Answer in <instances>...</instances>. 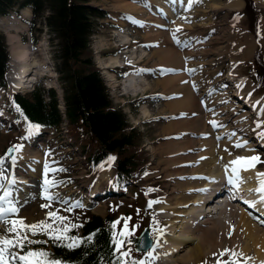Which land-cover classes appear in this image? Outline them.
I'll use <instances>...</instances> for the list:
<instances>
[{"label":"rangeland","instance_id":"obj_1","mask_svg":"<svg viewBox=\"0 0 264 264\" xmlns=\"http://www.w3.org/2000/svg\"><path fill=\"white\" fill-rule=\"evenodd\" d=\"M139 1L144 2V0H93L92 1L91 3L92 5L101 7L105 11L108 10L111 19L101 21L102 25L100 26V31L93 36L92 39L93 49L91 48V51L94 50L95 52L92 57L94 59V62H96V64L102 68L101 72L103 73V76H105V81L109 86L110 94L114 98L113 99L114 105L117 106L118 108L122 107L127 112L130 118V122L133 125L140 127L142 130L143 137L137 141V146L136 148H134L137 149L136 150L138 152L137 156L139 158V163L137 164L135 171H138L142 166L148 164L147 169L145 171H142L141 177L138 176L137 178L127 179L126 182L120 183V185H118L117 187L119 189L118 190L119 197H117L118 195H116V197L113 198V202L115 206H118V211L123 208L122 211H124L125 213V216L122 217L119 226L121 227L123 226L124 217H131L129 219V227L135 228L136 231L134 234H139L142 226L145 224L146 225L149 224L153 232L158 227L166 225L167 231L163 235H167L169 237V234H171V232L172 234H174L176 233V231L174 232L173 231L174 229L172 227H171L172 231L169 229L170 225L168 226L167 224L168 222L165 221L164 217L162 216L163 215L161 210L162 208L157 204V202L162 197H165L167 195V191L171 189L173 182V180L170 179V177L168 176L169 170L165 169L166 164L163 161L164 159H167V157H171L172 155L169 153L167 154V152L165 153V151L167 150L166 146L168 141H170L173 138H180V134L184 136V134L187 132L184 130H182L183 132H180L179 130L173 129L171 126L172 121L180 120L181 118L185 119V121H187L188 119L192 121V119L197 117V113L199 114L201 103L204 104V105L202 104L201 106L204 108V110L201 109L202 114L207 113L209 115L208 112L211 110H208L209 109L208 104H210L211 105L210 107H213V109H216V107L212 104V101H210L209 99L206 100L207 95L202 94L204 91H201L200 89V88L202 89L207 88L208 85L201 86L200 85L201 83L210 82L209 86L212 84V87L213 88L215 87L216 90L218 89L219 91V92L218 91L215 92L217 93L221 92L220 94L224 93L225 98L234 101V103H237V105L241 103L235 102L236 99L232 98V96L235 97V95L233 94L237 90L239 89L245 90L242 96L245 99H246L245 96H248L247 97L248 99L251 97L252 99H254V101H257L260 95L264 96V90L260 92V88L258 87L256 88L253 85L255 81L252 78V72H253L251 68L252 53L249 54L248 56L241 57L237 54L238 53L237 50H235L238 48L234 47L242 43L247 37H250L252 39L253 46L254 43L256 45V39L254 34L251 32H247V25L251 26L253 23L254 17L252 13L247 14V12L245 11V6L242 8L244 9L243 11L242 9L241 10L238 9L236 11L235 9L225 6L224 3H227V0H194V3L192 4L191 8H189L187 4V6L184 9L178 10L176 15L178 16L177 20L176 19L171 20L172 18H169L168 21L170 20L171 21L167 22V25L164 26V27H168L169 25L168 28H162V29L159 28V30L155 31L154 34L155 36L160 37L161 40L163 41L162 47H166V46L171 48L175 47L182 53L183 58L192 57V59L189 60L190 62L189 65L193 68H196L198 74L197 76H195V74L192 75V73H189L191 75L190 76L188 72L186 73V71L184 72L177 71L171 73V74L183 73L180 74L182 76L180 79V85H185L186 88H182V93H186L190 89L191 90L193 89V91L196 92L197 87L194 88L193 82H195L196 80H199L200 82L196 84L197 86H199L198 88L200 90L196 92L198 93V95L195 96L196 104L198 107H196L195 110L192 112L189 111L188 108L187 110H181L177 113L176 111L175 112L172 111L173 110L172 108L174 106L172 105L173 102H171V100L177 99L179 96L182 95V93L177 88L179 87L178 86L179 82L175 84V87L178 91L171 90L169 85L165 84V77L170 73H167V75L161 73L160 68L163 65H161V63L159 62V57L154 56L155 46L148 44L149 41H146V35L153 32L146 31L144 27H141V25L138 23V21H141L140 19H136L133 16L129 17L128 15L125 18L123 15V13L127 11L132 13V11L128 10V8L126 7L128 6V4H132L134 2H139ZM255 1L257 2V4L264 7V0H255ZM241 3L243 5V0L241 1ZM147 5L150 6L148 3ZM239 11H241L239 13L240 16L236 17L235 12H239ZM29 13L30 14H28L26 10H23L21 12L22 20L17 18L19 16L13 14L11 16L4 18V21L3 20L0 21V23L1 22H4L5 24L8 23V25L5 27L6 32H4L3 34L5 36L6 50L8 57L5 66L6 67L5 74L7 72H10L9 70L10 67L12 66L11 64L12 51L16 49L15 45L17 43L23 42V44L29 45L31 49L35 51L36 54L35 56H37L38 62L41 63L42 62L41 60H43L44 63V64L42 63L43 70L39 69L40 72H37L36 69L39 68L37 67L33 72H31L32 74L29 75V77L30 76L32 77L31 82H33V80H36L37 83H35L34 85L38 83H42L45 86H53L56 91H59L60 87L57 82L56 71L54 70L53 63L51 64L49 62L50 57L48 52L50 49V44L49 41L47 40L48 34L46 32L45 33L41 32V30L39 29L40 25H38V23L32 25L34 16L31 13V11ZM154 17L160 19L159 16H154ZM174 23H177V25L181 27L177 29L176 28L177 25H174ZM263 25H264V17L262 18L261 21L260 38L258 39V41H260L264 45ZM16 26L19 27V30L21 29L22 31L16 30L15 28ZM121 26L124 28V33H126L131 38H134L135 43L138 42L139 44L137 45L140 46V49H135L134 51L132 49L130 50L128 54L129 55L128 59H132L133 62L140 61L139 66L144 69L154 70L151 72L144 71L141 75L138 74L136 85H133V83H129V82L127 83L128 85H126L125 80H123L118 76L119 73H116L114 70L111 69L115 65L125 62V58H126L125 53L123 52L120 53L118 47L123 46L121 45L122 43L130 41L129 37L124 36L122 34V31L118 29V27ZM174 31L179 36L181 43L176 42V39L173 36ZM34 37H37L40 40V42L41 40H44L46 45L45 49H39V46L37 50L34 49L33 45L30 44L31 40H33ZM130 45L135 46L134 41H132V44ZM217 46L221 47V49H219V52L217 53L219 54L218 57L219 61L214 65V63L211 62L212 61L211 57H213V53L210 52L215 51ZM144 47L147 48L148 51L147 54L142 50L144 49ZM116 58L119 59V62L118 61L116 62ZM46 60H48V62H45ZM127 61L128 60H126V63ZM165 66L168 67L167 65H164V67ZM196 66H200V67L197 68ZM230 67L232 70L231 73L229 71ZM174 68L185 69L186 66L184 67L182 64H180ZM227 72L230 73V76L226 75ZM201 74H203L202 78L199 77ZM241 76L245 77L242 83L240 82L242 80ZM191 79H192L191 81L192 88L190 87ZM10 87L11 89L14 88L10 86L8 82V87L0 88V110L4 111L3 112L4 117L8 121V123H6V121H3L5 122V124L0 126V155H3L5 153L4 148L8 144L12 142L24 141L21 140V136L25 131L24 123L22 120H19L14 115L15 108L13 107V102L11 101V93L9 91ZM26 91L28 90H25L24 92ZM160 93L164 95H157ZM174 93H179L180 95H173ZM136 99H139L142 103H144L142 106L139 107L138 111H134L133 106L130 103L131 101H135ZM258 103L260 104V106H263L261 102L258 101ZM59 106L62 107L61 101L59 102ZM243 107L244 106L241 104L239 108V113L246 111V109L244 110ZM145 109H148V111H150L151 114L147 115L145 113ZM248 112L250 116L253 115L251 113L252 112L251 110L250 111L248 110ZM255 112L260 113L261 109L256 108ZM3 114H0L2 115L0 118H4ZM249 114H248V119L251 120L254 119V118H250ZM215 115L216 114H214L213 116ZM148 116H150V118H146ZM256 118H258L259 120H264V118H262L261 115H257ZM227 123L224 124L225 126L223 125L224 127L222 125L214 126L213 124H211L210 126L208 121L209 130L199 131L201 134H199L198 132V134L196 135L193 134L191 135V137L200 140L216 137L217 138L216 140L219 141V143H225L228 141L235 140L237 138L236 134L218 135V133L228 125ZM186 124H189V122ZM263 125L264 124L258 125L259 131L264 130ZM213 134L216 135L213 136ZM244 135L245 134H242L243 137H245ZM247 135H250V137L257 136L256 134H248V132ZM39 136L44 138L42 143L41 141L35 143L32 139H29L28 140L29 146L27 144V146L23 148L22 151L19 152L20 154L19 156H21L22 154L25 153L26 150L30 151L31 149H35V150L37 149L38 153L36 154V156L38 157L42 156L41 159L42 161L29 159L34 163H36V167L34 168L30 166L31 161L30 163L27 162L28 159H25L23 161V164L27 163V168H25L23 164L19 165V170L23 168V170H20L21 173H23L26 170L28 174L32 176L35 175V177H31V176L26 177L23 174L25 178H28V181L20 182L21 180H19L20 183L18 182L16 185H13V187L18 190L19 198L22 196L21 194H25L27 195L26 200L32 202V203L28 202L30 204L27 206L20 205V211L15 215L19 216L20 214V217H24L26 223H32L34 221H38L40 219L45 218L46 213L50 210H58L62 215L69 216L74 221H84V219L90 213L106 216V214L109 211V203H110L109 200L111 199L105 201L100 199L98 202L86 205V207L84 206L81 207L79 204H77L70 212L67 209L71 204V202L76 200L77 198H78L77 200L82 201L83 200L82 195H86L88 197L89 196L87 194L88 191L103 190L104 188L111 186L112 183H115L117 176L114 167L115 162H112V166L110 168L109 167L97 168L96 165L98 164L93 165L92 163L87 162L85 160L84 152L79 151L77 147H74V145L71 144V140L68 139L66 134H61L60 137H57L55 134H51V132L47 131ZM78 136H79L78 138H80L81 135L78 133ZM243 137H241V139H243ZM251 140L252 139H249L250 142ZM26 141L27 139H25L24 142ZM180 142L184 143L183 140H181ZM204 148L205 147L200 148L197 151V153H201V152L204 153V151L206 150ZM48 149H51L52 151L48 152ZM243 150L249 151L248 154L249 153L251 154L250 148L248 149L244 148ZM194 153L196 152H189L188 154L192 155ZM236 153L239 152L236 151ZM244 153L245 152H242L240 156H244ZM263 153L264 152L260 153L262 157L260 163L262 164L257 165V168L259 170H264ZM7 159H9L8 161H10V158L6 157V164H5L6 173H10L11 171L12 174L15 171L14 168L8 166L9 163ZM46 162L48 163L49 169H57L54 172L49 171L48 173L49 177H55L64 181L63 183H60L58 186H56L53 189V191H55V189L56 190L59 189V191H55V192L60 193L65 198H70L64 200L63 203L58 202L56 200L49 201L45 199L46 197L43 195L44 189L42 187V184H43V177L45 174L44 169ZM31 165L33 166V164ZM57 165H62L63 169L62 170L58 169ZM51 166L53 167L50 168ZM255 166H253V168H255ZM32 169L34 171L33 173H32ZM19 176H17V178H19ZM150 186L153 190L147 191V189ZM255 194L259 195V193L257 194V192H255ZM123 196L127 198H122ZM150 199L153 200L154 202L149 206L148 201ZM82 203L83 205H85L84 201H82ZM44 204H48L49 207L44 208L43 207ZM128 204H134L135 208L132 206H128ZM235 204L237 205L238 208L240 209L243 208L241 202L236 201ZM189 206L187 208L188 211L193 212L195 209L194 205L191 204V207ZM203 209H201V211H203ZM134 210H136L135 214L132 213L134 212ZM197 212H200V208L197 210ZM153 214H155V217L157 218V220H159L160 222L159 225L153 222L152 220ZM210 217H212V215ZM230 218H228L229 221H232L233 219ZM48 219L51 220L52 218L48 217ZM3 222L4 221H0V224H2ZM3 225H0V228H4L6 230V228L9 227L8 222L6 226ZM80 228L72 229L71 233L75 234L74 230L77 231L80 230ZM4 229L0 231L6 232ZM78 234L80 235V232H78ZM0 235L10 236V234H0ZM176 235L179 237L182 235L190 236L191 239H193V242H191V244L188 246L187 249L181 252V255L188 252L190 248L193 246V244H195L199 240V233H197L194 230H187V231L185 230L183 232V229H179L177 230ZM28 236L30 239L34 241L39 240L41 238L44 239L46 243L52 244L51 237H48L46 233H31L30 231H28ZM167 243L170 244L171 241ZM16 250L18 251V248ZM146 252H144V254ZM211 254L210 253H208V255L203 254L204 256H202L200 259L201 260L203 259L202 261H206V264L209 263L214 264L213 261H215L216 259L212 261L210 259V257L212 256ZM132 255H133V250H132ZM156 256L158 257V253ZM143 257L144 255L141 256V258ZM173 258H177V256L172 257V259L170 258L171 262L175 261V259L173 260ZM221 258L227 259L225 257H221ZM179 264H184V263H180L179 261Z\"/></svg>","mask_w":264,"mask_h":264},{"label":"bare ground","instance_id":"obj_2","mask_svg":"<svg viewBox=\"0 0 264 264\" xmlns=\"http://www.w3.org/2000/svg\"><path fill=\"white\" fill-rule=\"evenodd\" d=\"M241 1L242 0H227V3H224V5L236 9L242 6ZM145 2H147L150 6H148ZM186 6L187 0H144V2H134L126 6L128 10L132 11V13H134L136 17L144 22L142 24V27H144L146 31L153 32L149 34L147 33L148 35H146V41H149L148 44L155 46L154 56L159 57V62L163 66L167 65L168 67L170 66L174 68L182 64L184 67H191L189 65V60H186L185 57L183 58L182 53L177 48H171L168 46L162 47L163 41L160 37L154 35L155 31H158L159 28L162 29L169 27V25L168 27H161V25L166 26L167 22L175 19L177 20L178 16L176 15L178 10L184 9ZM25 10L28 14H30V9L26 8ZM154 16H159L160 19ZM169 18L172 19L168 21ZM155 25L159 26L155 27ZM174 25H177V23H174ZM15 28L18 31H22L21 29L19 30V27L17 26ZM39 45V49H45L46 45L44 40H41V43ZM15 46L16 49L12 51V66L10 67V72L7 73V80L12 87H24L25 85H27V82L29 80L31 81L32 79L31 76L29 77V75L32 74L31 72H33L37 67H39L38 69H36L37 72H40L39 69L43 70L44 63L43 60H41V63L38 62V58L37 56H35V51H33L29 45L20 42ZM236 48H238L235 50H237V54L239 56H248L253 48L252 39L250 37H247L242 43L238 44ZM219 49H221V47L217 46L215 51L210 52L213 53L211 62H213L214 65L219 61V54H217L219 52ZM142 50L146 54L148 53L147 48L144 47V49ZM117 61L119 62L118 58H116V62ZM45 62H48V60H46ZM169 73L170 74L168 75L166 74L167 76L165 77V84H168L171 90L178 91L175 87V84L179 82V87L177 88L182 93V88H186L185 85H180V79L182 77L180 74L183 73ZM194 74L195 76L198 75L197 70L192 73V75ZM136 80L137 77H135V75L133 74L130 76L129 83H133V85H136ZM195 83L197 84L200 82L199 80H196ZM201 91H204L202 94L207 95V99L212 101V104L216 107V109H213V107H210L211 105L207 103L209 109H213L211 111L212 116L208 117L209 115L207 113L202 114L201 109L204 110V108L201 107L203 104L201 103L199 109L200 112L199 114L197 113V117L192 119V121L189 119L185 121V119L183 118H181L180 120L172 121L171 126L173 129L179 130L180 132H183L182 130L187 132L184 134V136L180 134V138H173L167 143V150L165 151V153L167 152V154L169 153L172 155L171 157H167V159H164L163 162L166 164L165 169L169 170L168 176L173 180V182L171 189L167 191V195L165 197H162L157 202V204L162 208V216L164 217L165 221L168 222V226L170 225V230L171 227L174 229V232L176 231V233L179 229H183V232L185 230H194L199 233V240L198 242L193 244L190 250L188 249V252L181 255V252L188 248L191 242H193V239H191L190 236L182 235L183 237H179L176 235V233L172 234L171 232V234H169V237L167 235L159 237L158 243L156 240L154 241L153 244H156L154 251L158 253V257H160L162 261V263L160 262L161 264H179V261L180 263L184 264H201L200 258L205 254L208 255V253L211 254L213 252L217 253V257H210V259L213 261L214 259L221 258L219 257L221 249L228 247L230 249L243 251L245 255L249 257L248 264H260L261 261H264V225L259 222L264 218L263 209L258 211L257 216H253L252 211L249 209L239 210L233 205V203L239 200V198L238 196H233L232 199L230 198L231 200L227 198L224 203H221V208H219L217 212H214L213 209L209 208V211H201V209H203L202 203H204L208 199L207 194L209 195L211 193L220 191H223V193L226 192L225 188L227 181L224 165L229 163V161L233 160L236 156H240L242 152H245L244 156H251L257 153L258 146L263 148V139H260L258 142H254L252 141L254 136L250 137V135H247V132L248 134H256L259 132L258 124L256 123V121L259 119L256 118L257 116L252 120L248 119L249 112L247 110L239 113L241 104L237 105V103H234V101L225 98L223 94L215 92L217 90L215 87H212V84L210 86L208 85L207 88L201 89ZM196 95H198V93L194 92L193 89H190L186 93H182V95L177 99H172L171 102H173L172 105L174 106L172 108V111H176L177 113L181 110H187V108L191 112L194 111L195 108L198 107L196 104ZM261 107L264 108V105ZM255 109L256 106L252 104L251 111H255ZM145 113L147 115L151 114L148 109H145ZM214 114L216 115L213 116ZM260 115L262 118H264L263 109H261ZM1 116L2 115H0V117ZM213 119L217 120L219 124H224L230 121L227 123L228 125L218 133V135L236 134L238 138L231 142L228 141L225 143H219V141L216 140V137L201 140L191 137V135L193 134H198L199 131L209 130L208 121L210 123V121ZM188 122L189 124H186ZM241 131H243L242 133L245 132V137H243V139L239 138L240 136H242ZM199 134L201 133L199 132ZM214 135L216 134H213V136ZM249 139H252L251 142L249 141ZM181 140H183L184 143L180 142ZM243 140L248 141V143L244 144V147L241 146V153L239 155H236L233 151L235 149H239V147L236 146V141ZM202 147H205L204 149H206L204 153H197V151ZM244 148H250L251 154H248L249 151H244ZM189 152L196 153L191 155L188 154ZM37 153V149H31L30 151L26 150L25 153L21 156H19L20 154L17 153L18 160L16 162V166L14 167V173H18L22 177H19V180H21V182L28 181V178H25L26 175H23L28 172L25 170L23 173H21L20 170H23V168L19 170V165L23 164V161L25 159H28V163H30L31 160L42 161V156H36ZM8 160L9 159H7V161ZM8 163V166L12 167L11 160L8 161ZM30 164H33V166L30 165L31 167H36V163H34L33 161H31ZM23 165L25 166V168H27V163ZM257 165L258 163L256 162L254 164L255 168L251 167L240 169V176L242 177V179L238 181L240 195H244L247 191H250V189L259 187L260 178L257 177L256 173L264 170H259L257 168ZM52 167L53 166H51L50 168ZM33 172L34 171L32 169V173ZM29 176L35 177V175L32 176L30 174ZM201 176H215L219 179L211 181L208 179H203L201 178ZM205 185H208L212 190L210 192L204 193L190 191V189H198ZM50 190L53 191V189ZM55 191H59V189H55ZM197 201H199V203H197ZM212 203L213 202H210V205ZM191 204L195 207L193 212H189L187 209L189 205V207H191ZM199 208L200 212H197ZM213 213L220 214V216L217 217L213 215ZM209 215H212V217H210ZM228 218L233 220L229 221ZM233 225L235 226L234 229L232 228ZM2 229L4 228H0V230ZM229 231H232L231 236L228 235ZM170 241L171 246L169 243H167ZM228 255V253H225L224 257L227 258ZM174 256H177V258H173V260L175 259V261L171 262L170 258L172 259V257ZM240 259L243 260L244 257H240Z\"/></svg>","mask_w":264,"mask_h":264},{"label":"trees","instance_id":"obj_3","mask_svg":"<svg viewBox=\"0 0 264 264\" xmlns=\"http://www.w3.org/2000/svg\"><path fill=\"white\" fill-rule=\"evenodd\" d=\"M92 1L0 0V14L17 6H34L36 17L42 18L54 35L51 54L62 85L63 112L70 138L77 141L88 159L102 160L109 153L115 154L118 173L124 177L135 173L139 158L134 148L143 135L130 124L126 112L113 104L101 72L92 60L90 43L96 19L105 16ZM7 58L5 39L0 34V84L4 83ZM256 60L260 63L259 51ZM15 98L27 117L59 129L62 113L53 89L38 87ZM112 220H115L114 212L105 219L91 215L82 228L83 235L90 231L96 234L92 244L67 249L54 243L52 253L75 264H100V258L110 260L112 245L108 225Z\"/></svg>","mask_w":264,"mask_h":264},{"label":"snow or ice","instance_id":"obj_4","mask_svg":"<svg viewBox=\"0 0 264 264\" xmlns=\"http://www.w3.org/2000/svg\"><path fill=\"white\" fill-rule=\"evenodd\" d=\"M188 7L191 8L193 0H187ZM239 15V14H238ZM138 23L143 24V21H138ZM161 27H164L161 25ZM181 26L177 25L176 28L179 29ZM173 36L176 39L177 43H181L179 36L176 32H173ZM158 43V42H157ZM186 60L192 59V57H185ZM131 63V62H129ZM197 68L200 66H196ZM196 68L186 67L185 69H177L172 67L161 66L160 71L163 74L169 72L177 71H187L193 73ZM138 71H154L153 69H138ZM187 82V81H185ZM193 86L197 87L196 83L193 82ZM157 95H164L162 93ZM173 95H180L179 93H174ZM13 107L17 109L18 116L22 119L24 123V133L21 136V140L31 139L37 136L43 130V126L38 121H33L26 115H23V110L13 103ZM213 125H218V121L213 119L210 121ZM258 125L264 124V120H257ZM207 134V133H205ZM257 139H264V130L256 133ZM248 141H236V146L240 147L241 144H247ZM24 148L23 143H16L11 145L8 150L0 155V221H7L9 227L6 228V232L13 233V235H0V264H75L74 261L64 259L58 255L53 254L49 249L44 247H31L33 243H39L29 238L28 231L31 233H46L48 237L53 238V241L57 244H60L67 249H76L84 243L92 244L94 242L95 233L88 232L86 235L72 234V229H78L83 225V221H74L71 217L62 215L58 210H50L46 213L45 218L32 223H26L24 217L17 218L15 214L20 211L19 205V195L18 190L13 187L19 181L15 176L14 172L11 175L6 173L5 164L6 157L11 154V165L14 168L18 160V155L20 151ZM51 149H48V152H51ZM117 159L115 154L109 153L101 160L97 168L111 167L112 162ZM262 157L259 153H256L251 156H236L229 163L224 165L226 173L227 186H231V192L234 197L238 196L239 199L244 200V196L239 194V180L242 179L240 176V169L242 168H251L258 161H261ZM107 162V163H106ZM58 169H63L62 165H57ZM57 169H49L48 163H45V174L43 177V195L47 200L52 201L56 200L63 203L64 200L70 199L63 197L60 193L52 191L60 183L64 181L55 178L49 177V171H56ZM257 177L260 178L259 187L255 189H250V191H256L259 193L256 200H246L247 204L252 205L253 207L257 206V201L261 205H264V171L256 173ZM203 179H208L211 181L218 180V177L215 176H201ZM151 186L147 191H152ZM212 189L205 185L198 189H190V191L196 192H210ZM153 200H149V206L153 203ZM199 203V201H197ZM79 204L83 207V203L80 200H74L68 207V211ZM44 208H48V204L43 205ZM48 217L52 219L49 220ZM130 217L123 218V226L117 228L118 220H112L109 222V232H110V243L111 247V259L105 260L100 258V264H152L153 258L157 255L154 251L156 244H153L150 249L144 254L143 258H138L132 255V246L134 244L133 234L135 233V228L129 227ZM152 220L155 224L159 225L160 222L155 217V214L152 215ZM234 229L235 226L233 225ZM99 231V230H97ZM167 231V226H160L154 230L156 233V241L158 243L159 236H162ZM228 235H232V231L228 232ZM25 245H29L25 247ZM17 247L23 249V251H17ZM228 253L227 259L217 258L214 261V264H248L249 257L245 255L243 251L237 249H230L225 247L220 250L219 257H224V254ZM213 257H217V253L213 252L211 254ZM240 257H244L243 260ZM201 264H206V261H201ZM260 264H264V261H261Z\"/></svg>","mask_w":264,"mask_h":264},{"label":"water","instance_id":"obj_5","mask_svg":"<svg viewBox=\"0 0 264 264\" xmlns=\"http://www.w3.org/2000/svg\"><path fill=\"white\" fill-rule=\"evenodd\" d=\"M135 248L137 250H146L152 244V238L149 235V230L146 227L140 235L133 237Z\"/></svg>","mask_w":264,"mask_h":264}]
</instances>
